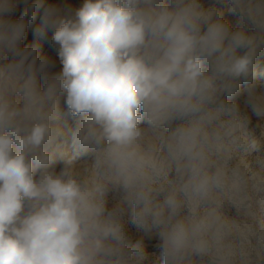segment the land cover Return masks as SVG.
I'll list each match as a JSON object with an SVG mask.
<instances>
[{"label":"clouds","instance_id":"1","mask_svg":"<svg viewBox=\"0 0 264 264\" xmlns=\"http://www.w3.org/2000/svg\"><path fill=\"white\" fill-rule=\"evenodd\" d=\"M21 2L0 0V264H264V0L50 7L56 58Z\"/></svg>","mask_w":264,"mask_h":264},{"label":"rangeland","instance_id":"2","mask_svg":"<svg viewBox=\"0 0 264 264\" xmlns=\"http://www.w3.org/2000/svg\"><path fill=\"white\" fill-rule=\"evenodd\" d=\"M83 0H28L27 5L23 2L19 4V7L15 10V12L12 14L13 20L20 19L21 15L23 14L25 7L31 6V5H37L35 8H33L29 12V17H27L28 21V28L26 32L27 39L25 43H28V41H31L32 44L39 46V51L41 54L47 53L48 55L52 56L53 58H56V51L55 47L51 44V38L53 35V31L50 28L44 27V18L46 11L50 7H55L57 9V15L61 18H67L69 17L75 10V8L79 7L80 4H82ZM217 7L224 11L225 17L230 20L233 24V26H236L237 18L229 14L226 10V5H217ZM32 12L35 13V18L32 19ZM259 62H260V70L264 71V52H262L259 56ZM59 70V63L57 59V68L54 69V71ZM257 82L264 83V76H260L257 78ZM241 103L243 101L241 100ZM249 115H251L253 123L258 122V118L251 113V110L248 109ZM260 123L264 124V120H260ZM131 232L134 235H137L135 228H131ZM148 244V250L152 253H159V248L157 247V241L155 239L151 241L146 242Z\"/></svg>","mask_w":264,"mask_h":264}]
</instances>
